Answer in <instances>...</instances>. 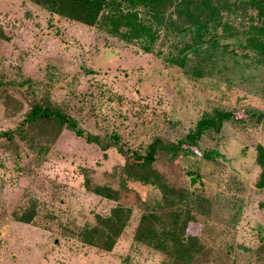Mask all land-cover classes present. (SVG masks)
<instances>
[{"label": "rangeland", "instance_id": "1", "mask_svg": "<svg viewBox=\"0 0 264 264\" xmlns=\"http://www.w3.org/2000/svg\"><path fill=\"white\" fill-rule=\"evenodd\" d=\"M236 10L224 17L241 31L258 19L252 9ZM219 34L179 65L172 60L194 37L188 30L158 32L144 52L31 0H0V74L30 78L38 100H49L103 141L116 135L143 151L156 138L184 139L214 110L236 117L219 134L206 133L198 155H158L153 170L168 187L165 197L155 186L123 185V156L69 130L35 129L25 140L1 142L0 264H175L135 239L151 215L160 222L151 232L159 239L191 217L184 232L198 240L200 255L189 264H264V187L256 162L258 147L264 149L257 120L264 114V65L242 35ZM23 89L9 86L2 94L0 131L20 124L32 104ZM86 179L110 187L115 198L88 191ZM116 208L127 219L120 231L108 224ZM24 212L31 223L16 219Z\"/></svg>", "mask_w": 264, "mask_h": 264}, {"label": "trees", "instance_id": "2", "mask_svg": "<svg viewBox=\"0 0 264 264\" xmlns=\"http://www.w3.org/2000/svg\"><path fill=\"white\" fill-rule=\"evenodd\" d=\"M46 10L52 16L80 23L87 27H95L111 37L138 43L144 52H151L152 45L157 40L158 32L166 36L172 34L192 33L191 42H183L172 62L182 65L187 54L197 52L196 49L206 44L217 41L213 33L223 38H233L242 35L246 47L259 56V63L264 65V0H246L237 3L231 0H31ZM243 7L242 11L252 9L257 12V21H253L246 30L235 28L224 16L237 12L236 8ZM209 30H213L210 35ZM245 47V48H246ZM171 61V60H170ZM24 88L33 102L27 112L23 114L21 123L13 129L0 131V143L13 142L16 137L25 140L31 131L39 129L42 133L55 130L58 135L62 130H69L88 144L98 146L102 151L110 147L117 150L127 164L122 168L121 181L123 185L135 183L143 186H155L162 191L163 197L168 192V187L162 182L159 173L153 170L159 154L168 160L176 158L179 154H200V141L206 133L219 134L225 122L236 121L233 110H214L212 114H205L196 122L194 130L189 132L184 139L177 143L167 144L161 138L154 139L146 148L135 150L120 142L116 135L108 141H103L98 135L86 131L66 111L53 105L49 100H38V88L34 81L18 74V80H6L0 74V100L2 94L7 93V88ZM2 101V100H1ZM264 125V114L257 117ZM256 162L261 167L258 186L264 187V149L259 146ZM209 157L210 153L202 154ZM210 158V157H209ZM85 187L97 195L114 199V191L110 187L95 186L86 179ZM122 209L113 211L108 224L111 229L123 228L126 218L122 217ZM16 219L23 223H31V213L17 215ZM191 217H188L179 226L174 227L163 236L168 238H154L151 232L161 228L158 217L151 215L149 219L143 217L141 227L137 229L136 241L161 249L163 254L175 264H189L194 257L200 255L199 243L195 237H188L184 226ZM116 222V225L113 222ZM118 223V224H117ZM183 229V230H182Z\"/></svg>", "mask_w": 264, "mask_h": 264}]
</instances>
